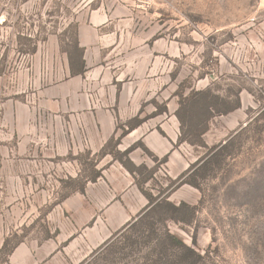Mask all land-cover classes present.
Listing matches in <instances>:
<instances>
[{"label":"rangeland","instance_id":"374dc122","mask_svg":"<svg viewBox=\"0 0 264 264\" xmlns=\"http://www.w3.org/2000/svg\"><path fill=\"white\" fill-rule=\"evenodd\" d=\"M79 25L97 41L85 53L96 74L88 92L90 101L98 96L97 111L103 87L136 82L138 105L110 108L116 134L105 141L96 113L45 96L64 80L61 59ZM196 91L219 96L227 108L240 104L209 120L206 148L174 142L161 127L173 121L179 95ZM154 103L167 113L148 119L143 131L163 132L168 159L182 156L189 168L228 142L219 165L197 178L198 189L174 184L182 173L161 164L163 156L150 152L155 162L135 151L157 166L147 192L196 206L190 225L140 209L124 222L113 207H140L139 192L100 150L121 134L127 119L117 112L146 116ZM168 235L195 254L184 252L180 262ZM6 238L23 253L15 264H264V0H0V245ZM14 250L5 262L0 254V264H13Z\"/></svg>","mask_w":264,"mask_h":264},{"label":"trees","instance_id":"16d2710c","mask_svg":"<svg viewBox=\"0 0 264 264\" xmlns=\"http://www.w3.org/2000/svg\"><path fill=\"white\" fill-rule=\"evenodd\" d=\"M35 52V49L31 51V54ZM64 53L67 56L69 73L70 76H83L86 72V64L83 58L84 48L80 47L77 37V32L74 40L71 42L69 47L65 49ZM178 109L175 111L174 116L179 123V138L178 143H188L195 147L206 148V144L203 140V135L208 130V122L213 116L226 115L229 112L239 108L240 104L237 101L232 107L227 108V103L223 101L217 95L212 94L208 91H196L191 92L188 96L183 97L182 94L179 95ZM156 110L146 116H141L142 110L134 116L133 118L126 121L122 127H117V130L121 131V134L117 139L111 138L100 150V156L105 157L110 155L113 160L119 162V164L133 177L134 183L138 190L145 196L148 200V204L141 210L142 212L147 210L144 215H151L159 213L165 216L166 219L172 220L176 223H183L190 225L196 214V206L190 205L185 202H180L175 205L169 202L166 197L160 198L161 192L157 196H153L144 189V184L153 179L154 174L157 171V166L148 168L146 165H135L129 158V154L136 148H141L149 157H151L155 162L157 159L148 151L141 142H137L131 147L124 151H119L117 145L120 144V140L125 137L128 133L132 132L144 122L150 118H154L161 114L167 113L166 106L155 105ZM161 134L162 131L159 130ZM113 144V145H111ZM228 142L223 145L214 146L208 150L204 158L198 160L197 162L190 165V167L183 172L173 183L177 185H190L194 188H199L197 183V178H204L212 170V167L219 165L220 160L227 154L226 150L228 148ZM108 146H111V150H108ZM168 156H164L161 164L167 162ZM158 162V163H159ZM145 170L148 174L146 177L138 179L141 175V171ZM101 176V171H94L89 180L95 182ZM84 187L79 188V192H82ZM164 191H167L166 189ZM163 192V191H162ZM171 246L179 249L181 251L180 262H185L187 255L184 252L194 253L192 249L187 247L182 241L177 239L175 236L168 235ZM17 246L15 244L12 248H8V238L4 239L2 248L0 249V254L4 256L5 262L8 256L11 254L13 249ZM195 254V253H194Z\"/></svg>","mask_w":264,"mask_h":264},{"label":"crops","instance_id":"0c3cea01","mask_svg":"<svg viewBox=\"0 0 264 264\" xmlns=\"http://www.w3.org/2000/svg\"><path fill=\"white\" fill-rule=\"evenodd\" d=\"M93 36L94 35L91 33V30L86 25H79L77 27L78 42H79L80 47L84 48L83 58L85 60L87 70L83 76H74V77L70 76L68 60H67V56H65V58L61 59V68H60L61 72L63 73L64 80L60 84H56L55 86L53 85L51 88H49V91L51 93L49 94L45 93L46 94L45 96L56 97L60 101L65 102L67 109L91 110L92 117L94 116V113H96L97 118L95 119L93 117V122H94L93 124L95 126H98V125L100 126L102 137H103V138L101 137V140L103 139V141H105L106 139L116 134V126H115L116 113L113 112V109L110 110V108H112V106L114 105H117L118 109L120 110L121 108L126 107V105H128V103L130 102H132L133 104L134 101H135V105L136 106L138 105L137 104L138 100L136 99L137 96L134 95V89L136 86V82L131 81V83L126 84V86L124 87L121 84L122 87L120 90L116 88V84L121 83V81L119 80L116 81V84H111L112 87L109 89V91H107L105 87H103L104 92L102 93V95L106 94V99L104 100L105 105H103L101 108L99 107L100 111L99 112L97 111L98 96H95V98L92 97L90 101L89 100L90 95L88 92L89 86L91 85V83H94L92 80H95L96 74L88 72V69L92 65L85 56V53L87 52V47L90 46L92 42L93 43L97 42L95 41V39H93L94 38ZM129 100L130 102H128ZM121 113L122 111L117 112V116L119 115V118H121L122 120L127 119L126 121H128L129 119L137 115L136 113L133 112V115L131 116L122 117ZM90 120L92 121V119ZM143 126L144 124L136 128L132 132L128 133L127 136H125V138L129 139L128 141L129 143L126 144V147L123 150H126L127 148L131 147L137 142H141L148 151L154 152L156 155H159L161 157L168 155L167 152L169 148H171V142L166 137L162 136L160 132L156 131V129L149 130V131H143ZM161 127L170 140L174 142L176 139L178 140L179 123L175 116L171 124H161ZM137 150H141V149L136 148L129 154L130 160L137 166L142 165V164L147 166L148 163H146L145 161L143 162L140 156L134 155L136 153L135 151ZM164 164L168 166L169 168H172V167L176 168L177 166L181 173L185 172L188 169L187 168L188 162L184 160L182 156L174 157V158L170 157L169 159H167V162ZM147 167L151 168L149 166ZM138 192L139 193L137 194V201H138L137 203L141 204L140 207L136 208V206L131 201L130 202L123 201V204L121 202H118V204L113 205V207L116 209L117 217H120L124 222L129 220L130 217L134 216L139 209L142 210L148 204V200L145 198V196H143V194H141L139 190ZM181 202H185L190 205H193L190 203L189 200H183ZM178 204H175V205H178ZM110 217H112V215H110ZM2 245L3 243L0 245L1 246L0 249L2 248ZM19 248L20 246L17 247L15 250L13 249L14 252L9 257L10 262L13 264H15V261H14L15 259L23 255L22 252L19 253V250H20Z\"/></svg>","mask_w":264,"mask_h":264}]
</instances>
